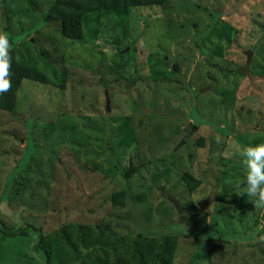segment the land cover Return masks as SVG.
Here are the masks:
<instances>
[{"label":"rangeland","instance_id":"374dc122","mask_svg":"<svg viewBox=\"0 0 264 264\" xmlns=\"http://www.w3.org/2000/svg\"><path fill=\"white\" fill-rule=\"evenodd\" d=\"M20 1L0 0V32L50 82L23 79L13 112L0 110V204L19 217L0 226L27 233L0 232V264H61L58 227L103 222L175 234L171 264H264V210L236 195L242 148L264 143V0H169L129 9L123 28L95 12L80 40L57 22L20 30L36 21L6 20Z\"/></svg>","mask_w":264,"mask_h":264},{"label":"trees","instance_id":"16d2710c","mask_svg":"<svg viewBox=\"0 0 264 264\" xmlns=\"http://www.w3.org/2000/svg\"><path fill=\"white\" fill-rule=\"evenodd\" d=\"M167 1L169 0H48L42 6L40 0H21L23 5H18L19 8L16 7L18 10L16 8L10 10L5 6V15L9 14L10 20L13 17L14 20L26 22L35 16L36 21L33 24L20 27V30L24 31L38 29L40 26L57 22V30L62 37L80 40L84 36L85 15L101 12L116 16L118 19L116 26L123 28L125 25L124 16H128L129 9L150 5L160 6ZM1 3H5V0H1ZM149 16V14L145 16V19ZM6 20H9L8 15H6ZM19 37L20 35L11 37V42H15ZM10 55L12 58V87L9 92L0 95V110L12 113L16 93L23 79L41 83H49L50 80L43 70L18 59L13 48L10 50ZM161 61L165 62L163 59ZM161 66L163 67L162 74L167 76H173L178 71L177 63H174L171 68H166L165 64ZM202 139L200 138L198 141L199 144L203 143ZM181 178L188 191H193L200 183L196 177L187 172L183 173ZM125 197L126 191L120 189L111 193L110 201L115 207L123 206ZM137 198L139 201L144 200L142 196ZM36 231L40 238H45L40 229H36ZM0 232L8 236L27 234L23 227L12 229L4 225L0 226ZM56 241L60 243L57 261L61 264H171L176 248L175 234L166 233L159 237H153L138 233L130 237L126 234L121 235L115 226L108 222L64 223L56 231ZM36 247L49 260L50 255L47 248L40 244ZM17 264L23 263L18 262Z\"/></svg>","mask_w":264,"mask_h":264},{"label":"clouds","instance_id":"9594fccd","mask_svg":"<svg viewBox=\"0 0 264 264\" xmlns=\"http://www.w3.org/2000/svg\"><path fill=\"white\" fill-rule=\"evenodd\" d=\"M10 50L7 33L0 32V95L9 92L12 87ZM240 154L247 174L243 186L237 185L239 191L236 195L254 198L249 200L254 208L264 210V143L244 147ZM0 214L13 216L15 221L19 222V217L15 216L6 204H0ZM260 240L264 241V236H261Z\"/></svg>","mask_w":264,"mask_h":264},{"label":"water","instance_id":"95a60500","mask_svg":"<svg viewBox=\"0 0 264 264\" xmlns=\"http://www.w3.org/2000/svg\"><path fill=\"white\" fill-rule=\"evenodd\" d=\"M249 51L247 52V54H246V57H247V60H249ZM244 70H246L247 71V66H245L244 67ZM108 103V95H106V104ZM187 138V135H185L184 137H183V140H185ZM182 140V141H183ZM169 199L171 200V202L173 203V205H174V207H175V209H176V211H177V213H178V216H179V218H181V206H180V201L178 200V199H176L175 197H172V196H169Z\"/></svg>","mask_w":264,"mask_h":264}]
</instances>
